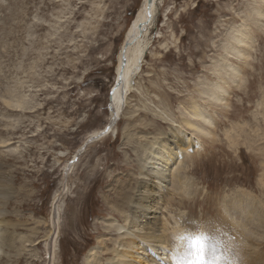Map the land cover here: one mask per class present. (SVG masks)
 Segmentation results:
<instances>
[{
	"label": "rangeland",
	"instance_id": "374dc122",
	"mask_svg": "<svg viewBox=\"0 0 264 264\" xmlns=\"http://www.w3.org/2000/svg\"><path fill=\"white\" fill-rule=\"evenodd\" d=\"M141 3L0 0V264H48L43 236L56 219L54 264H84L98 240L115 238L105 230L123 217L106 199L136 190L140 152L154 142L183 147L166 208L186 237L250 204L243 193L264 212V0H157L114 132L72 156L108 120L117 56ZM7 233L33 243L6 244Z\"/></svg>",
	"mask_w": 264,
	"mask_h": 264
},
{
	"label": "bare ground",
	"instance_id": "6f19581e",
	"mask_svg": "<svg viewBox=\"0 0 264 264\" xmlns=\"http://www.w3.org/2000/svg\"><path fill=\"white\" fill-rule=\"evenodd\" d=\"M156 1L142 0L133 20L125 31L124 40L117 56L115 82L109 93L110 107L106 124L89 133L72 156L75 154L78 156L84 151L85 146L106 136L111 131V126L119 118L122 99L124 101L130 89L131 80L139 72L145 51L150 44V39L147 37L148 30L154 25L152 21L154 20ZM218 87L219 85H216L215 89ZM215 89L213 88L214 91ZM209 94H211V90ZM22 104L23 102H20L15 107H24ZM132 130L131 125L124 126L123 135L126 141H130ZM105 131L107 132L104 133ZM94 138L96 139L86 143L89 139ZM172 142L176 141L173 140ZM182 148L181 146L176 151L168 143L161 141L145 147L143 149L146 150L145 153L143 150L140 152L141 177L136 190L131 195L127 193L116 194L115 199H110L111 202L107 200L108 198L106 199L111 211L115 212L118 217H123L120 223H116L114 220L109 222L107 226L109 230H105L114 232L116 236L112 239L110 236L98 240L99 248L90 249L84 264H138L139 262H141L140 264H189V261L195 259L198 247L189 248L188 240L185 242L184 239H181V237H186L182 232L184 228L176 225L177 223L173 221L170 211L166 208L169 207L167 204L168 194H173L179 185V179L174 176L169 167L175 162L176 156ZM261 154L264 155V149ZM149 155L152 157L147 162ZM57 197L60 196L56 195L54 201H57ZM240 197H245L251 205L247 204L245 207V205L240 206V203H236L239 205L228 207L225 209L224 215H219L218 219H215L220 227L212 226L211 230H208L210 233H205L207 238L204 242V251L207 264H264V212L257 211L252 206L249 199L251 197L246 193L240 194ZM56 221L59 232L58 219ZM196 223L192 222L194 226ZM17 226L14 225V227ZM104 229L106 228L104 227ZM53 230L55 231L53 227H49L43 236L44 241H48L45 248V252L50 254L48 264H54L56 259L53 243L57 239H54L53 236L57 234V230L55 233ZM31 231L35 235L39 234L35 228ZM203 231L206 232V230ZM32 238L34 239V237ZM32 238L15 233L3 235V241L6 244H13L17 239L21 243L20 246H25L26 243L30 245L33 243ZM108 242L113 245L110 249H108L109 245H106ZM25 247L24 249H26Z\"/></svg>",
	"mask_w": 264,
	"mask_h": 264
},
{
	"label": "snow or ice",
	"instance_id": "6c2138e0",
	"mask_svg": "<svg viewBox=\"0 0 264 264\" xmlns=\"http://www.w3.org/2000/svg\"><path fill=\"white\" fill-rule=\"evenodd\" d=\"M181 239H187L189 241V248H192L193 246H197V241H199L201 238L196 237L195 239H193L192 237H181ZM203 248L204 245L200 244L197 252L195 253V259L189 261V264H207L202 255Z\"/></svg>",
	"mask_w": 264,
	"mask_h": 264
},
{
	"label": "clouds",
	"instance_id": "9594fccd",
	"mask_svg": "<svg viewBox=\"0 0 264 264\" xmlns=\"http://www.w3.org/2000/svg\"><path fill=\"white\" fill-rule=\"evenodd\" d=\"M190 237H192L193 239H195L196 237H200L201 239L199 241H197V247L199 248L200 244H203L204 245V242L206 241V235L204 232L202 231H199V232H194V233H191L190 234ZM202 255L204 257V260H205V251H204V248H203V251H202Z\"/></svg>",
	"mask_w": 264,
	"mask_h": 264
},
{
	"label": "water",
	"instance_id": "95a60500",
	"mask_svg": "<svg viewBox=\"0 0 264 264\" xmlns=\"http://www.w3.org/2000/svg\"><path fill=\"white\" fill-rule=\"evenodd\" d=\"M106 132H107V131H105L104 133H106ZM104 133H103V134H104ZM96 138H97V137H96ZM96 138L91 139V140L89 139L86 143L91 142V141L95 140ZM85 147H86V146H85ZM85 147H84V148H85Z\"/></svg>",
	"mask_w": 264,
	"mask_h": 264
}]
</instances>
